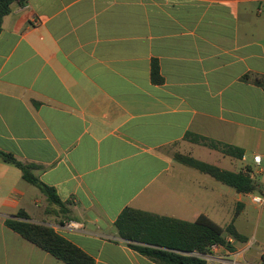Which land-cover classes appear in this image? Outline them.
Returning a JSON list of instances; mask_svg holds the SVG:
<instances>
[{"label": "crops", "instance_id": "crops-1", "mask_svg": "<svg viewBox=\"0 0 264 264\" xmlns=\"http://www.w3.org/2000/svg\"><path fill=\"white\" fill-rule=\"evenodd\" d=\"M11 8L0 34V151L37 165L35 176L67 213L0 158V264H65L7 228L20 211L95 264H157L119 235L126 208L232 224L246 242L225 233L233 251L196 255L208 264H264V206L253 202L264 196V87L255 82L264 78V5L30 0ZM154 61L161 84L152 80ZM177 155L231 173L250 167L257 189L239 193Z\"/></svg>", "mask_w": 264, "mask_h": 264}, {"label": "trees", "instance_id": "trees-1", "mask_svg": "<svg viewBox=\"0 0 264 264\" xmlns=\"http://www.w3.org/2000/svg\"><path fill=\"white\" fill-rule=\"evenodd\" d=\"M29 1L0 0V34L3 20L11 13L12 5L16 3L24 7ZM152 80L155 84L163 83L157 61H154L152 65ZM255 82L264 87L263 77L255 78ZM185 139L219 150L237 159L244 157V151L240 148L215 142L192 133H187ZM0 158L17 167L22 172L23 179L37 187L47 197L51 205L57 206L61 213H67L56 190L43 184L35 176L34 172L38 169L37 165L25 164L17 160L14 155L1 151ZM177 160L235 188L239 193L250 194L257 189L250 175L252 172L250 167L240 173H231L190 157L177 155ZM29 220V216L24 211H20L17 216L7 219L5 225L23 239L65 264H95L92 257L58 235L52 228L33 224ZM115 226L121 238L127 241L132 249L157 264H208L205 259L196 254L205 255L212 246H223L230 251L234 250L232 244L227 241L225 233L238 242H246L247 240L236 231L234 225L231 224L223 229L205 216H201L194 223H188L132 208H126L119 215Z\"/></svg>", "mask_w": 264, "mask_h": 264}, {"label": "built area", "instance_id": "built-area-1", "mask_svg": "<svg viewBox=\"0 0 264 264\" xmlns=\"http://www.w3.org/2000/svg\"><path fill=\"white\" fill-rule=\"evenodd\" d=\"M247 1L254 2L260 6L264 5V0H247ZM261 161H262V157L260 155H257L254 157V162L256 164L260 165ZM253 202L257 205L264 206V196L254 197ZM68 226L71 228H77L78 227V225L75 222H69Z\"/></svg>", "mask_w": 264, "mask_h": 264}, {"label": "rangeland", "instance_id": "rangeland-1", "mask_svg": "<svg viewBox=\"0 0 264 264\" xmlns=\"http://www.w3.org/2000/svg\"><path fill=\"white\" fill-rule=\"evenodd\" d=\"M251 211L254 213V215L258 214V210L253 206H251Z\"/></svg>", "mask_w": 264, "mask_h": 264}]
</instances>
